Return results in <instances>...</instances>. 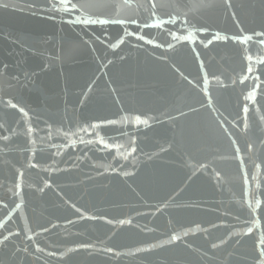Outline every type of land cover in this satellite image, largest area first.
Segmentation results:
<instances>
[{
  "label": "water",
  "instance_id": "obj_1",
  "mask_svg": "<svg viewBox=\"0 0 264 264\" xmlns=\"http://www.w3.org/2000/svg\"><path fill=\"white\" fill-rule=\"evenodd\" d=\"M69 2L0 0V264H260L264 0Z\"/></svg>",
  "mask_w": 264,
  "mask_h": 264
},
{
  "label": "snow or ice",
  "instance_id": "obj_2",
  "mask_svg": "<svg viewBox=\"0 0 264 264\" xmlns=\"http://www.w3.org/2000/svg\"><path fill=\"white\" fill-rule=\"evenodd\" d=\"M60 3L64 4V5H65V8H66V11H69V12L72 11V10H78V9H82V8L86 7V5L81 4V3H77V2H71V3H70L69 0H60ZM125 3L130 5V4H131V0H125ZM4 7H7V5H4ZM54 7H58V5L55 4V2H54ZM152 7H153V9H155V7H156L155 3L152 4ZM109 22L120 23V24L123 23V21L120 20V19H114V20H112V21H110L109 19H98V20H91V21L86 20V21H85V24H88V23H92V24L99 23V24H101V25H104V24H107V23H109ZM132 22L135 23L134 20H133ZM151 26L155 27V25H151ZM256 35H257V36H261V35H264V34H262V33H256ZM222 39H223V38H222ZM260 43H261V44H264V40H261ZM113 47H115V45H113ZM247 59H248L249 61H251L252 57L249 56V57H247ZM261 63H264V61H261ZM252 71H253V69H252V67H251V64H249L248 72L251 73ZM246 79H248V77H247V76H244L243 79L241 80V83H243L244 80H246ZM257 79H259V77H257ZM249 98H250V99H253V100L255 99V91H254V90H253L252 92L249 93ZM10 106L13 107V108H16V107H17L16 104H11ZM245 110H247V109H245ZM21 111H23V109H21ZM145 123H146V122H145ZM245 127L247 128V125H245ZM28 131L31 132L32 129L29 128ZM32 166L35 167V165H32ZM41 190H42V189H41ZM121 223L123 224L124 221H121ZM7 239H8V237H4V241H6ZM177 239H178V237H176V236H173V237H172V240H173V241H176ZM4 241H0V243H3ZM212 247H213V248H216L217 245H216V244H213ZM109 251H111V250H109ZM262 255H264V254H262ZM260 264H264V260H262V261L260 262Z\"/></svg>",
  "mask_w": 264,
  "mask_h": 264
}]
</instances>
